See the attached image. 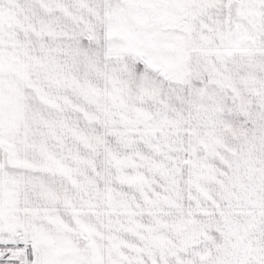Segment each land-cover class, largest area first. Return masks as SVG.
<instances>
[{
  "label": "snow or ice",
  "instance_id": "1",
  "mask_svg": "<svg viewBox=\"0 0 264 264\" xmlns=\"http://www.w3.org/2000/svg\"><path fill=\"white\" fill-rule=\"evenodd\" d=\"M0 264H264V0H0Z\"/></svg>",
  "mask_w": 264,
  "mask_h": 264
}]
</instances>
